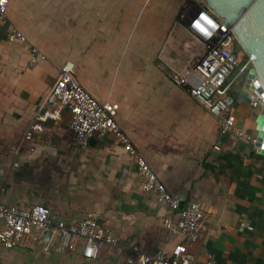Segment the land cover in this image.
I'll return each instance as SVG.
<instances>
[{
	"label": "crops",
	"instance_id": "crops-1",
	"mask_svg": "<svg viewBox=\"0 0 264 264\" xmlns=\"http://www.w3.org/2000/svg\"><path fill=\"white\" fill-rule=\"evenodd\" d=\"M8 2V20L0 23V201L45 204L54 220L69 223L94 217L114 230L120 246L103 245L96 261L87 260L81 249L62 255L44 251L43 245L0 247L61 256L67 264H131L133 247L171 256L183 242L199 264L208 254L221 264H264V155L254 143L261 112L250 106L248 91L244 88L232 113L250 138L222 136L219 120L173 75H103L107 68L97 58L67 61L75 64L76 78L96 99L120 105L119 124L169 190L184 205L204 204L207 242L190 245L174 234L175 213L143 190L137 161L112 133L80 148L70 129V112L43 106L67 62L53 59L51 67L47 61L29 67L31 45L46 55L51 48L35 34V0ZM13 27L29 43L9 42ZM184 65L182 46L181 58L170 66L180 71Z\"/></svg>",
	"mask_w": 264,
	"mask_h": 264
},
{
	"label": "built area",
	"instance_id": "built-area-1",
	"mask_svg": "<svg viewBox=\"0 0 264 264\" xmlns=\"http://www.w3.org/2000/svg\"><path fill=\"white\" fill-rule=\"evenodd\" d=\"M8 9V0H0V23L7 22ZM186 15L192 35L183 43L185 65L182 70L175 71L174 82L187 89L193 99L219 120L222 136L232 134L239 138H250L247 130L237 126L232 113L237 104L233 90L243 74L247 72L248 78L251 70L250 62L241 66L235 51L237 41L233 26L225 24L224 20L207 9L200 12L196 8ZM8 40L11 43H29L27 36L15 27L10 30ZM29 50L31 69H36L48 60L46 53L39 47L31 45ZM246 81L244 88L248 91L250 106L262 112L264 95L257 87L251 89L257 78L249 88H246ZM43 106L70 112V129L75 145L80 148H88L95 138L112 133L116 141L137 161L143 176V190L153 194L159 203L175 213L177 222L174 234L183 237L190 245L206 244L210 227L206 222L204 204L196 201L184 205L180 195L169 190L119 124L120 105L110 101L101 102L87 91L76 78L73 62L63 65L60 77ZM254 143L256 145L257 139ZM256 148L257 151L260 149ZM49 231H52V236L46 242ZM0 245L22 249H35L43 245L44 251L62 255L81 249L87 260L96 261L103 245L119 247L120 243L114 230L102 225L94 217L85 218L77 224L69 223L63 219L54 220L52 210L45 204L25 206L0 201ZM131 251L134 254L131 264H199L186 251L183 242L174 246L171 256L165 250L147 253L140 247H133ZM205 264L221 263L214 255L208 254Z\"/></svg>",
	"mask_w": 264,
	"mask_h": 264
},
{
	"label": "rangeland",
	"instance_id": "rangeland-1",
	"mask_svg": "<svg viewBox=\"0 0 264 264\" xmlns=\"http://www.w3.org/2000/svg\"><path fill=\"white\" fill-rule=\"evenodd\" d=\"M201 5L199 0H35L34 31L55 51L49 49L48 67L53 59L63 65L93 57L106 66L103 75L174 77L170 65L181 58L183 43L192 35L186 14ZM235 51L243 61L246 53L237 44ZM0 264L67 262L61 256L0 247Z\"/></svg>",
	"mask_w": 264,
	"mask_h": 264
},
{
	"label": "water",
	"instance_id": "water-1",
	"mask_svg": "<svg viewBox=\"0 0 264 264\" xmlns=\"http://www.w3.org/2000/svg\"><path fill=\"white\" fill-rule=\"evenodd\" d=\"M218 18L227 25L233 26L236 41L249 56L253 65L246 81V88L250 87L257 78L254 86L264 95V0H199ZM200 12L202 8L198 7ZM264 110L258 118V138L256 146L259 153L264 155ZM52 231L46 235L49 240Z\"/></svg>",
	"mask_w": 264,
	"mask_h": 264
},
{
	"label": "trees",
	"instance_id": "trees-1",
	"mask_svg": "<svg viewBox=\"0 0 264 264\" xmlns=\"http://www.w3.org/2000/svg\"><path fill=\"white\" fill-rule=\"evenodd\" d=\"M201 8L209 10L205 5H201ZM236 44L239 46V44L237 42H236ZM240 62H241V66L246 65L249 62V56L246 54L245 59L243 61L240 60ZM252 67H253V65L251 64L249 66V68L251 69ZM247 74H248L247 72L245 74H243V76L240 78L239 83L235 86V88L233 90V94L236 96V98H239L241 96L243 90H244Z\"/></svg>",
	"mask_w": 264,
	"mask_h": 264
},
{
	"label": "snow or ice",
	"instance_id": "snow-or-ice-1",
	"mask_svg": "<svg viewBox=\"0 0 264 264\" xmlns=\"http://www.w3.org/2000/svg\"><path fill=\"white\" fill-rule=\"evenodd\" d=\"M197 27H200L199 24H197ZM201 31H203V29H201Z\"/></svg>",
	"mask_w": 264,
	"mask_h": 264
}]
</instances>
